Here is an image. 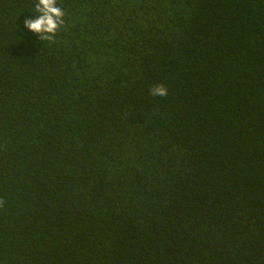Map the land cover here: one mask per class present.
<instances>
[{"label":"trees","instance_id":"trees-1","mask_svg":"<svg viewBox=\"0 0 264 264\" xmlns=\"http://www.w3.org/2000/svg\"><path fill=\"white\" fill-rule=\"evenodd\" d=\"M36 2L0 0V264H264V0H56L51 41Z\"/></svg>","mask_w":264,"mask_h":264},{"label":"clouds","instance_id":"clouds-1","mask_svg":"<svg viewBox=\"0 0 264 264\" xmlns=\"http://www.w3.org/2000/svg\"><path fill=\"white\" fill-rule=\"evenodd\" d=\"M36 17L25 19V27L42 40H53L62 26L65 25V11L57 6L56 0H37L34 5ZM152 96L166 97L168 89L163 84L155 85L150 89ZM4 200L0 198V207Z\"/></svg>","mask_w":264,"mask_h":264}]
</instances>
